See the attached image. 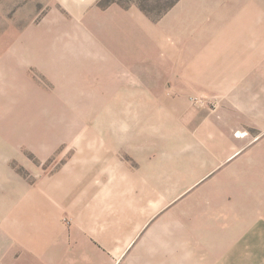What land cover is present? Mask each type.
I'll return each instance as SVG.
<instances>
[{
  "label": "crops",
  "instance_id": "1",
  "mask_svg": "<svg viewBox=\"0 0 264 264\" xmlns=\"http://www.w3.org/2000/svg\"><path fill=\"white\" fill-rule=\"evenodd\" d=\"M26 1V16L43 15L38 29L27 30V39L44 46L55 36L69 38L71 53L90 56L83 64L97 65L89 69H127L125 56L137 53L142 35L153 28L138 7L127 9L118 2L102 8L100 0ZM249 4V10H234L229 20L205 18L195 29L196 34L205 31L202 39L165 64L193 84L198 80L209 93L218 88L222 105L205 122L209 137L203 158L192 159L182 170L173 160L163 170L155 161L131 165L118 157L113 143L90 145L85 159L73 161L78 165L48 179L37 206L28 200L34 191L27 194L32 211L21 217L25 227L17 232L13 224L6 237L12 264H264V25L252 14L257 1ZM22 16L16 14L13 21L20 17L23 22ZM232 20L233 34L227 32L229 24L220 35L221 23ZM160 29L153 32L158 50L164 48V36L171 40ZM215 33L212 50H221L222 40L233 41L235 62L225 69L232 71L229 75L221 67L231 64L218 57L210 63L206 57L204 46ZM179 184H188L180 194ZM20 196L10 193L13 211ZM182 197L184 210L179 208Z\"/></svg>",
  "mask_w": 264,
  "mask_h": 264
},
{
  "label": "rangeland",
  "instance_id": "2",
  "mask_svg": "<svg viewBox=\"0 0 264 264\" xmlns=\"http://www.w3.org/2000/svg\"><path fill=\"white\" fill-rule=\"evenodd\" d=\"M115 1L127 9L138 7L143 13L141 6L147 7L150 15L145 14L153 28L142 35L137 53L125 56L127 69L106 70L83 64L90 56L71 53L66 48L69 38L55 36L44 40V46L36 39L31 43L26 37L28 29H38L43 15L35 17L30 12L26 16L30 10L26 0L17 5L0 0V264H12L6 238L12 225L17 232L24 229L26 221L23 224L21 217L30 213L31 204L38 205L48 179L78 165L73 161L85 159L90 145L113 143L118 157L131 165L155 161L163 170L173 160L182 170L192 159L203 158L209 137L205 122L210 111L222 105L217 101L218 88L209 93L198 80L193 84L183 72H171L165 64L168 57L179 59L193 42L202 39L205 31H195L201 29L205 18L223 16L229 20L234 10L235 14L249 10L250 0H190L192 5L179 0L167 10L173 0ZM256 1L258 7L256 11L252 8V14L264 25V0ZM37 9L45 10L43 6ZM179 10L183 17L189 12L193 15L183 19ZM16 14H23V22L20 17L17 23L13 21ZM199 15L206 16L201 21ZM233 21L221 23L220 35L224 36L229 24L232 27L227 32L233 34ZM209 24L206 22L211 27ZM159 29L172 40L164 36L160 50L153 41V32ZM217 34L210 35V43L204 47L208 62L218 57L221 63L231 64L221 67L222 73L233 67L235 49L230 46L233 41L222 40L221 50H212ZM250 140L248 137L245 142ZM89 170L86 167V173ZM186 185L179 184V194ZM162 186L164 189V183ZM33 191L28 198L31 204H26L27 194ZM11 192L22 194L14 211ZM183 197L180 210L185 207ZM12 211L18 216L15 221Z\"/></svg>",
  "mask_w": 264,
  "mask_h": 264
},
{
  "label": "trees",
  "instance_id": "3",
  "mask_svg": "<svg viewBox=\"0 0 264 264\" xmlns=\"http://www.w3.org/2000/svg\"><path fill=\"white\" fill-rule=\"evenodd\" d=\"M178 1H179V0H173V2H172V3L166 8V10L169 9L170 7L174 6L176 3H178ZM114 2H116V1H115V0H100V1L98 2V5H99L100 7H102V8H105V7L109 6L111 3H114ZM141 9H142L145 13H147L148 15H150V10H149L147 7H145V6H141Z\"/></svg>",
  "mask_w": 264,
  "mask_h": 264
}]
</instances>
